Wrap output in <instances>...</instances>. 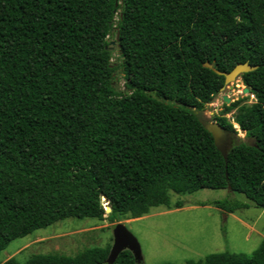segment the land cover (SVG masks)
Wrapping results in <instances>:
<instances>
[{
    "label": "trees",
    "instance_id": "obj_1",
    "mask_svg": "<svg viewBox=\"0 0 264 264\" xmlns=\"http://www.w3.org/2000/svg\"><path fill=\"white\" fill-rule=\"evenodd\" d=\"M205 61L258 65L240 75L255 102L225 103L233 121L215 116L245 132L226 158L196 112L225 86ZM205 188L264 209V0H0V253L67 218H138ZM198 204L249 207L229 196ZM111 245L1 264H109ZM188 263L264 264V239ZM112 264L145 263L126 249Z\"/></svg>",
    "mask_w": 264,
    "mask_h": 264
},
{
    "label": "rangeland",
    "instance_id": "obj_2",
    "mask_svg": "<svg viewBox=\"0 0 264 264\" xmlns=\"http://www.w3.org/2000/svg\"><path fill=\"white\" fill-rule=\"evenodd\" d=\"M109 40L112 61L117 65L120 57L115 32ZM113 84L120 91L125 89L121 69L115 73ZM245 86L241 77L226 85L202 111H196L201 120L207 124L217 121L215 116L225 115L233 121L236 109L224 114V96L230 98L227 105L236 100H241V104L255 102L254 95L245 91ZM233 124L237 132L235 135L228 132L227 148L236 141V137L245 138V132ZM227 196L247 202L249 207L239 208L230 216L214 205L198 204ZM171 199L173 204L178 200L186 204L181 208L153 207L142 217L122 218L114 222L91 217L67 218L36 229L12 240L0 253V264L11 257L25 262L34 253L74 255L87 247L113 244V229L119 222L125 223L138 238L145 264H189V260L197 261L209 253L224 250L252 253L264 239V209L256 207L242 193L205 188L186 195L172 194Z\"/></svg>",
    "mask_w": 264,
    "mask_h": 264
},
{
    "label": "water",
    "instance_id": "obj_3",
    "mask_svg": "<svg viewBox=\"0 0 264 264\" xmlns=\"http://www.w3.org/2000/svg\"><path fill=\"white\" fill-rule=\"evenodd\" d=\"M116 4L118 5V2ZM118 39L119 32L117 30L116 40ZM203 65L214 70L216 73L223 75L225 77V86L237 80L242 73L253 71L258 68V65H252L248 61L237 63L235 67L230 71H221L214 67V65L209 61H205ZM224 87L222 89H224ZM249 90V87L245 86V91ZM224 101L226 103H229L230 98L225 95ZM205 128L213 135L216 147L223 153L224 157L226 158V141L228 131L217 121L205 124ZM103 199L105 201H108L106 196H104ZM107 211H109V208L107 209ZM126 249L130 250L133 253L137 262H141L144 260L141 244L138 238L129 230L125 223L119 222L113 229V244L111 245L107 257V262L109 264L114 263L119 254Z\"/></svg>",
    "mask_w": 264,
    "mask_h": 264
},
{
    "label": "crops",
    "instance_id": "obj_4",
    "mask_svg": "<svg viewBox=\"0 0 264 264\" xmlns=\"http://www.w3.org/2000/svg\"><path fill=\"white\" fill-rule=\"evenodd\" d=\"M218 209H220V208H218ZM227 213L230 214V216H231V215H234L233 212H227ZM228 218H229V217H228ZM237 218H238V217H237Z\"/></svg>",
    "mask_w": 264,
    "mask_h": 264
}]
</instances>
